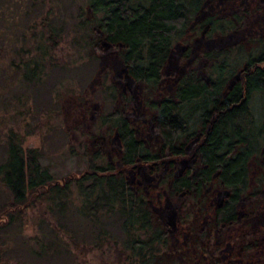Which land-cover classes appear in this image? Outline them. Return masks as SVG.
I'll list each match as a JSON object with an SVG mask.
<instances>
[{
	"label": "trees",
	"instance_id": "1",
	"mask_svg": "<svg viewBox=\"0 0 264 264\" xmlns=\"http://www.w3.org/2000/svg\"><path fill=\"white\" fill-rule=\"evenodd\" d=\"M22 3L25 24L0 22V264H264V0ZM74 18L89 57L119 65L69 149L84 170L56 175L9 112L28 126Z\"/></svg>",
	"mask_w": 264,
	"mask_h": 264
},
{
	"label": "rangeland",
	"instance_id": "2",
	"mask_svg": "<svg viewBox=\"0 0 264 264\" xmlns=\"http://www.w3.org/2000/svg\"><path fill=\"white\" fill-rule=\"evenodd\" d=\"M41 1L46 2V9L53 6L58 15L68 17L77 13L80 3L86 2V0H38L39 3ZM19 4H23L22 0H12L10 4L1 7L0 22L5 19L9 23L15 18V22L25 24L26 20L22 18L21 13L28 7L23 5L18 8L17 5ZM40 20V15L34 12L29 23H37L40 28ZM67 26L70 30L66 35V40L57 49V58L60 63H66V70L55 71L52 81H48V87L38 90L33 95L34 97L27 102L26 108L29 110L27 127L19 122L21 117L16 115L19 111L11 109L9 112L11 116L10 124H14L12 121L14 116L18 117L16 124L18 129L27 134L25 146L40 147L43 151L42 163L48 165L56 175H62L69 171L80 172L84 170V163L79 161L77 156L70 155L69 149L81 140L89 115L93 112L96 114L100 110L103 111L99 103H102L103 98L109 95L106 89L110 83V77H105L104 73L112 72L119 65L117 57L103 58L100 61L91 59L84 47L83 37L79 36L81 31L76 28V19H68ZM2 27L5 28L6 24H3ZM13 38L14 36L10 35L8 40ZM20 43V39L15 37V44L20 45ZM101 81L104 82L103 89L100 84ZM104 91L106 92L105 95H103ZM260 98L259 96L257 99ZM92 101L98 102H96L97 110H89ZM262 103V101H258L255 104L259 107L257 112H262ZM40 215L39 208L29 211L28 216L30 219L24 226L25 237L35 236L38 233L34 218ZM45 216L49 217L52 224L55 223L48 214ZM263 219L264 213L253 222V231L258 232L260 221ZM247 232L248 230L242 231V233ZM59 233L67 240L66 235L63 236L61 231ZM109 259L111 258L109 257ZM18 260L20 258H15L10 263L18 264ZM100 260V256L91 253L82 262L83 264H99ZM61 261L62 259H59L58 263L66 264V262Z\"/></svg>",
	"mask_w": 264,
	"mask_h": 264
}]
</instances>
